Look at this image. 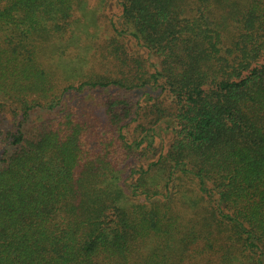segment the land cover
Instances as JSON below:
<instances>
[{
    "label": "trees",
    "instance_id": "obj_1",
    "mask_svg": "<svg viewBox=\"0 0 264 264\" xmlns=\"http://www.w3.org/2000/svg\"><path fill=\"white\" fill-rule=\"evenodd\" d=\"M93 1L0 0V264H264V0Z\"/></svg>",
    "mask_w": 264,
    "mask_h": 264
},
{
    "label": "rangeland",
    "instance_id": "obj_2",
    "mask_svg": "<svg viewBox=\"0 0 264 264\" xmlns=\"http://www.w3.org/2000/svg\"><path fill=\"white\" fill-rule=\"evenodd\" d=\"M105 2L106 3L103 4V1L99 0V1H93L92 3H89L96 10L95 16H94L95 18L97 17L98 9H100L98 11V22H97L98 25L97 26H93L92 25L93 23H90L93 16H89L87 18V16L85 15L89 10H91V9H87L88 4L86 3L87 8H86V5L84 7L83 6L81 7V15L83 16V20L86 21V23L83 21V26H84L83 28L85 29L87 28L86 29L87 32L89 31L92 33L94 32V34L96 33L102 34L103 32H106V31L111 32L112 31L111 30L112 21H114L115 24L119 25L120 16H119V10H118L115 0H107ZM105 5L106 7L104 10L103 7ZM102 35H105V33H103ZM143 99H145V97Z\"/></svg>",
    "mask_w": 264,
    "mask_h": 264
}]
</instances>
